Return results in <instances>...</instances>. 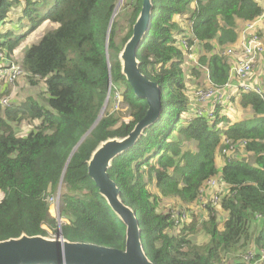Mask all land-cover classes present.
<instances>
[{"label": "trees", "instance_id": "16d2710c", "mask_svg": "<svg viewBox=\"0 0 264 264\" xmlns=\"http://www.w3.org/2000/svg\"><path fill=\"white\" fill-rule=\"evenodd\" d=\"M11 1L0 0V25L13 4L18 19L29 27L23 33L16 28L0 34V53L9 57L30 32L45 23L52 27L27 49L21 62L28 82L42 84L41 94L0 106V241L56 234L58 223L47 198L56 196L61 183L62 237L124 250L126 227L99 195L87 168L102 142L127 137L148 110L121 74L119 60L142 0H132L129 15H115L107 49L106 34L118 0ZM151 2V26L136 56L140 72L160 87V117L135 146L113 159L109 178L135 213L141 243L154 264H250L242 259L244 254L264 251V100L240 94L217 108L212 120L188 122L184 115L192 96L186 94L187 79L181 71L185 55L180 39L198 42L203 51L199 61L208 68L212 84L224 86L232 60L222 56L223 48L235 42L238 27L261 17L258 32L264 36V9L256 0ZM259 81L264 85V73ZM108 92L110 99L118 93L125 114L112 113L109 102L77 146L97 121ZM54 100L61 107H52ZM233 104L248 119L229 121L223 113ZM20 127H29L28 134L17 136ZM225 140L244 141L245 155L220 156L217 164ZM218 177L229 185V192L215 209L207 204L201 210L199 188ZM171 198L191 218L177 231L173 220L157 212L158 200ZM201 235L204 241L196 242Z\"/></svg>", "mask_w": 264, "mask_h": 264}, {"label": "water", "instance_id": "95a60500", "mask_svg": "<svg viewBox=\"0 0 264 264\" xmlns=\"http://www.w3.org/2000/svg\"><path fill=\"white\" fill-rule=\"evenodd\" d=\"M152 8L151 0H142L139 15L132 26L131 37L119 55L121 74L130 85L134 96L146 101L148 106L146 115L124 139L115 138L102 142L92 153L87 168L88 176L98 188L99 195L126 227L124 250L90 243L69 242L62 237L59 227L52 239L39 235L27 236L23 234L18 238L0 241V264H154L147 257L141 243L139 223L135 213L121 201L120 190L108 175V169L113 159L135 146L143 131L156 123L160 117L162 106L160 87L140 72L136 56L144 36L150 29ZM114 17L115 13L108 26L106 49L109 30ZM106 60L109 69L107 54ZM108 97L109 92L97 121L82 137L77 146L101 119ZM60 189L61 183L58 187V190Z\"/></svg>", "mask_w": 264, "mask_h": 264}, {"label": "built area", "instance_id": "2783aa9c", "mask_svg": "<svg viewBox=\"0 0 264 264\" xmlns=\"http://www.w3.org/2000/svg\"><path fill=\"white\" fill-rule=\"evenodd\" d=\"M264 2L263 0H261ZM262 6V5H261ZM264 9V6H262ZM264 15V11H263ZM262 15V16H263ZM259 18L256 22L245 24L243 27L237 30V39L233 44H230L223 48L222 56L231 59L232 65L229 72L228 82L221 87L212 84L209 76V70L206 65L199 63V58L203 55V51H199V44L196 40L189 43L188 38L180 39V48L183 49L184 55L188 61L202 70L207 79V83L204 85V89L200 90L189 101L188 111L185 114L188 122L193 119H205L212 120L214 118V112L212 110H206L202 108V104L207 102L208 108H222L225 107L231 100L240 94H255L264 100V85L255 81L253 73L257 77L261 74L262 65L264 68V36L258 32V25L261 22ZM0 53V81L7 80L9 83L13 82L16 77L23 72V70L10 62L2 58ZM258 63V70H256V64ZM264 70L262 71V74ZM232 98V99H231ZM0 105L7 107L8 100H3ZM190 112L192 117H189ZM245 142H233L225 140L220 150V156H225L227 152L239 149V146L244 147ZM229 192V185L225 183L222 177L210 178L204 181L198 191V207L201 210L206 209V205L216 208L219 205L220 199ZM53 198H47L49 202ZM179 203V202H178ZM58 214V209L53 213ZM55 213V214H56ZM170 220H173L174 230L182 228L185 224L191 221L190 213L181 208L180 205L167 213ZM58 217V216H57ZM245 262L250 264H264V251L253 252L248 251L242 256Z\"/></svg>", "mask_w": 264, "mask_h": 264}, {"label": "rangeland", "instance_id": "374dc122", "mask_svg": "<svg viewBox=\"0 0 264 264\" xmlns=\"http://www.w3.org/2000/svg\"><path fill=\"white\" fill-rule=\"evenodd\" d=\"M7 1L9 2L10 0H7ZM256 1H258L259 4L262 5L261 0H256ZM11 2H13V0ZM131 2H132V0H118V3L116 5L115 11H114L115 15H117V14L129 15L131 12V7H130ZM7 13H8V18L6 20V23L0 25V34H4L7 30H13L14 31L16 28H18L17 33H23L26 29L28 30L29 25L24 23L23 20L18 19L19 10H15L13 8V4L11 5V8H10V10H8ZM114 13H113V15H114ZM176 22L178 24H182V22L180 20H177ZM126 23H127V20H126ZM124 25H125V23L123 21L121 24V28H125ZM51 27H52L51 24L45 23L41 27H39L36 31H34L32 33L30 32L24 38L25 40L23 39L21 41L20 45L15 50V52L12 55H10L9 57H7L5 53H2V56H3L2 58L8 60V62H10L12 64L19 66L23 70V72L20 73V75L18 77H16V79L11 83H9L6 79L0 81V94H2V92L6 93L4 96L0 97L1 98L0 102L3 100H8V105H9V102H20V101L24 100L28 95H32L35 98L41 94V87L40 86H42V84H40L39 86H32L30 84V82H28V80L25 77L24 69L22 68L21 62H22L23 56H24L25 52L27 51V49L32 44L37 43L38 40L42 37V35L46 31L51 29ZM238 29L240 31L239 27H238ZM126 32L127 31H123L121 34L124 35V34H126ZM0 64H1V62H0ZM194 67L198 68L197 66H193L185 56L184 64L181 66V71L184 72L186 79H187L186 94H187V96H189V94H190L192 96V98L194 95H196V93L198 91L203 90L205 87L204 85L207 83L205 73L202 70L196 71L195 69H193ZM185 68H186V71H185ZM187 68H191V70L187 71ZM255 69L258 70V72H259L258 63L256 64ZM255 74H256V72L253 73V76L255 77V81H259L261 74L258 77ZM44 94H43V97L44 98L47 97V94H45V96H44ZM119 100H120V97H119L118 93H115L114 98L112 97L111 99H110V95H109L107 104H106L105 109H104V112L108 106V103L110 102L109 109H111L112 113H114L115 115L118 114L119 117H121L122 114H125L126 108H125V106H123L120 103ZM207 104H208L207 102L203 103L202 108L206 109V110H208V109L212 110L213 112L216 110V108H208L206 106ZM0 106L2 107L3 105H0ZM51 106L52 107H61L60 103L56 102L55 100L52 101ZM104 112L102 113L101 116L104 115ZM223 114L229 115V118L227 117V115H226V117L231 122L245 120V119H248V116H249V115L242 113V111L240 109H238L236 107V105H234V104L232 105V108H228L227 110H225V112ZM192 116L193 115L190 112L189 117H192ZM184 118H186V115H184ZM123 120L125 123L129 122L128 117L123 118ZM221 125L225 126L226 124H221ZM29 129H30L29 127L28 128H26V127L21 128L20 127L17 129L16 134H17V136L18 135L23 136L25 134H28ZM235 154H241L242 156L245 155L241 149V146H239V149L229 151L226 153L225 156L235 155ZM216 157H217L216 162H217V164H219L220 163L219 159L221 158L219 153L216 155ZM248 157L249 156H245V158H248ZM248 160H250V159H248ZM61 192H62V189L57 190L56 194H61ZM154 197L155 196L152 193V198H154ZM1 198H2V196L0 195V199ZM51 198H53V199L49 201L50 211H51L52 215L55 218H57L58 214L56 212H55L56 214L53 213V211L58 209V206H59L58 197L56 195L55 197H50L49 199H51ZM178 206H179L178 201H176L175 199H172V198L161 200V201L158 200L157 212L160 214L162 213V214L166 215L167 213H170L171 210L177 208ZM61 222L63 223V221H61ZM175 231H177V230H175ZM54 237H55V234L52 232H49L48 238L52 239ZM202 241H204V237L202 235L196 237V242H202Z\"/></svg>", "mask_w": 264, "mask_h": 264}, {"label": "clouds", "instance_id": "9594fccd", "mask_svg": "<svg viewBox=\"0 0 264 264\" xmlns=\"http://www.w3.org/2000/svg\"><path fill=\"white\" fill-rule=\"evenodd\" d=\"M11 1V0H10ZM2 54V53H1ZM199 63H200V61H199ZM201 64V63H200ZM194 69V68H193ZM189 70H191V68H187V71H189ZM196 71L198 70V69H195ZM220 166H222V163L220 164ZM57 195V197H58V202H59V195L60 194H56ZM59 207V206H58ZM58 210H59V208H58ZM59 212V211H58ZM56 220H57V223H58V228L60 227V225L62 224V220H61V218H60V215H59V213H58V217L56 218ZM61 228V227H60Z\"/></svg>", "mask_w": 264, "mask_h": 264}, {"label": "crops", "instance_id": "0c3cea01", "mask_svg": "<svg viewBox=\"0 0 264 264\" xmlns=\"http://www.w3.org/2000/svg\"><path fill=\"white\" fill-rule=\"evenodd\" d=\"M262 6H264V2H262ZM186 66V65H185ZM262 70L260 71V73L262 74V71L264 70V68H263V65H262V68H261ZM185 71H186V68H185ZM190 87V86H189ZM191 89V88H190ZM192 90V89H191Z\"/></svg>", "mask_w": 264, "mask_h": 264}, {"label": "bare ground", "instance_id": "6f19581e", "mask_svg": "<svg viewBox=\"0 0 264 264\" xmlns=\"http://www.w3.org/2000/svg\"><path fill=\"white\" fill-rule=\"evenodd\" d=\"M121 3V2H120Z\"/></svg>", "mask_w": 264, "mask_h": 264}]
</instances>
